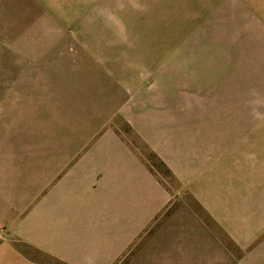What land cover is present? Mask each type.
I'll list each match as a JSON object with an SVG mask.
<instances>
[{"label": "crops", "instance_id": "1", "mask_svg": "<svg viewBox=\"0 0 264 264\" xmlns=\"http://www.w3.org/2000/svg\"><path fill=\"white\" fill-rule=\"evenodd\" d=\"M83 1L36 0L35 7L72 10ZM22 2L0 0V8ZM119 2L97 0L111 12L108 24L130 23L117 20ZM173 3L183 0H144V7ZM223 14L232 38L259 42L264 55V0H223ZM57 21L62 29L73 24L71 17ZM63 35V44L47 37L48 48L31 55L105 56L96 39L81 44ZM19 51L15 56L27 55ZM256 72L255 97L242 98L234 112L195 116L187 139H176L171 151L150 141L148 125L164 119L126 117L138 142L171 170L170 188L114 128L123 154L47 145L39 150L43 159L25 162L6 155L17 149L0 148V264H121L125 257L122 264H264V65Z\"/></svg>", "mask_w": 264, "mask_h": 264}, {"label": "rangeland", "instance_id": "2", "mask_svg": "<svg viewBox=\"0 0 264 264\" xmlns=\"http://www.w3.org/2000/svg\"><path fill=\"white\" fill-rule=\"evenodd\" d=\"M35 1L0 8V68L6 70L0 72V148L17 149L6 153L12 159H43L39 150L47 145H92L121 153L114 128L142 151L149 171L170 188L171 170L138 142L126 117L136 123L142 115L164 119L151 121L148 131L151 143L168 152L176 139H187L195 116L234 112L243 107L242 98L256 96L262 45L232 38L225 29L223 0L146 7L144 0H120L117 20L130 23L117 25L106 22L111 12L97 0L72 10L37 8ZM67 17L73 24L62 29L57 19ZM63 33L77 35L81 44L96 39L105 56H32L33 50L48 48L47 37L63 44ZM16 49L27 55L15 56Z\"/></svg>", "mask_w": 264, "mask_h": 264}]
</instances>
